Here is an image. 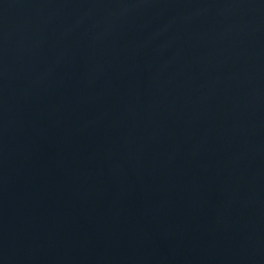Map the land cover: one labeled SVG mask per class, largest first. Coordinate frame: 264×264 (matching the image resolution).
<instances>
[{
	"label": "water",
	"instance_id": "obj_1",
	"mask_svg": "<svg viewBox=\"0 0 264 264\" xmlns=\"http://www.w3.org/2000/svg\"><path fill=\"white\" fill-rule=\"evenodd\" d=\"M0 264H264V0H0Z\"/></svg>",
	"mask_w": 264,
	"mask_h": 264
}]
</instances>
